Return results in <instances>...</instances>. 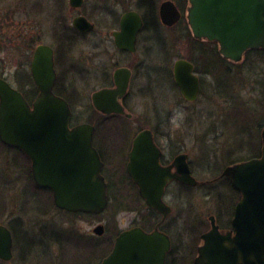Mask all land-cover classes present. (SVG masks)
<instances>
[{"label":"flooded vegetation","instance_id":"flooded-vegetation-1","mask_svg":"<svg viewBox=\"0 0 264 264\" xmlns=\"http://www.w3.org/2000/svg\"><path fill=\"white\" fill-rule=\"evenodd\" d=\"M189 9V0H0V79L32 106L40 95L33 67L36 51L41 47L46 48L45 52L52 51V93L69 104L71 130L83 124L76 123L79 101L89 99L86 108L91 110L93 120L87 124L93 128L92 143L103 164L101 173L108 196V206L99 215L58 209L53 193L36 184L30 158L18 147H8L0 141L3 153L12 154L5 166L7 172L0 169V264H60V250L63 253L73 245V252L81 255V243L85 244L81 240L91 242L97 237V226L104 227L103 235L97 238L107 237L105 242L112 245L109 254L123 232L139 228L146 234H156L160 243H168L163 264H209L208 256L199 263V250L206 245L212 225L215 223L219 232L236 234L233 218L242 193L222 176L225 169L213 179H198L187 142L188 129L175 118L203 96L214 97L217 86L207 85L206 77L212 81L218 77L222 83L225 73L219 46L194 37L188 24ZM3 53L8 54L9 62L2 58ZM253 53L264 50L248 51L241 63L232 65H249ZM179 62L190 65L192 75L198 78L195 100L184 97L178 87ZM120 86L124 88L122 92ZM168 87L170 106L164 109L166 98L160 91H168ZM103 90L108 91L104 100L108 109L117 97L122 114L98 111L94 95ZM144 132L151 133L153 143L143 144L135 152L140 168L131 169L135 140ZM181 156L186 157L188 169L198 182L195 187L176 180L180 175L176 163ZM258 158L241 159L228 166ZM133 174L153 182L170 180L164 188L163 211L145 202ZM220 182H225L236 199L227 221L220 201L207 211H198L191 200L193 191L198 193L196 189L216 188ZM33 187L36 190L32 192ZM205 192L206 197L211 196L208 189ZM38 193L45 194L51 205L39 200ZM49 211L76 220L93 219L97 224L92 233L83 234L76 221L73 227H61L60 221L29 219L33 212L46 217ZM121 212L133 216L126 229L117 224ZM50 243L57 244L54 254L48 253Z\"/></svg>","mask_w":264,"mask_h":264},{"label":"water","instance_id":"water-1","mask_svg":"<svg viewBox=\"0 0 264 264\" xmlns=\"http://www.w3.org/2000/svg\"><path fill=\"white\" fill-rule=\"evenodd\" d=\"M189 2L188 24L194 37L217 44L225 60L241 63L248 51L264 50V0ZM45 51V47L36 51L33 67L40 95L32 106L0 79V141L8 147H18L30 158L36 184L52 191L55 207L71 213L102 214L108 206L107 184L101 173L103 164L92 143L93 128L81 124L70 129L71 109L64 99L52 93L54 56L51 50ZM176 71L182 94L188 100H195L199 82L192 75V67L179 62ZM123 89L120 86L121 92ZM107 92L103 90L94 95L98 111L122 114L117 97L108 109L104 101ZM151 137L150 132H144L135 140L131 169L140 168L135 152L143 144L153 143ZM261 145L260 158L225 168L222 176L242 193L233 218L236 234L219 232L213 222V231L206 245L199 250V263L203 262L202 257L208 256L209 264H264V130ZM185 158L181 156L177 160L180 175L176 180L195 187L198 182L191 175ZM154 168L157 170V165ZM133 175L145 202L151 208L163 211L166 206L162 200L164 188L170 180L153 182ZM94 233L102 236L104 227L97 226ZM168 247V243H160L156 234L134 228L116 239L112 252L101 264H158L160 261L159 264H163Z\"/></svg>","mask_w":264,"mask_h":264},{"label":"rangeland","instance_id":"rangeland-1","mask_svg":"<svg viewBox=\"0 0 264 264\" xmlns=\"http://www.w3.org/2000/svg\"><path fill=\"white\" fill-rule=\"evenodd\" d=\"M7 55L3 53L1 56L9 62ZM248 63L250 65L249 69V65L237 67L224 61L225 73H223L224 80L222 83L218 77H215L214 81L210 77H206L207 85L214 83L217 86L214 97L204 98L203 96L195 106H191L189 111H181L175 117L181 123L179 125H184V128L188 129L187 142L192 153V165L195 169V174L200 180L213 179L215 176L221 175L226 166L241 159H249L254 154L259 156L261 153V132L264 127V53H253ZM207 92L208 87L205 94ZM160 94L166 98V101L162 103V108L168 109L170 106V102H168L170 99L169 87L168 91H160ZM208 96H211V94H208ZM88 100L79 101L80 104L78 106L80 108L76 111V117H78L76 123L92 122L91 110L86 108L89 104ZM260 123L262 126H259ZM2 150V147H0V169L4 170L2 173L5 174L7 172L5 166L12 154L9 152L4 154ZM207 189L210 191L208 193V196L211 195L210 197H206L205 191ZM34 190L36 189L33 187L32 192ZM196 190L198 193L196 194L193 191V198L191 199L193 200L194 209L197 207L198 211H207L209 208L214 207L217 201H220V209L225 214L224 220L227 221L231 218L236 199L234 198V193H230L231 191H229L225 182H220L216 188L209 187ZM38 198L43 202L48 201L49 206L51 205L49 198L45 194L38 193ZM17 214H19V211H17ZM29 219H33V221H35L34 219H39V221L48 223H58L60 221L61 227H67L68 225L73 227L72 225L76 221L83 234L92 233L96 227L95 224H97L93 219L81 218L76 220L73 216L59 215L52 211H49L46 217L33 212ZM132 220L133 216L129 213L123 214L121 212L119 213V223L117 224L120 225L119 228L126 229L131 225ZM97 237H93L91 242L81 240L86 245L92 246L93 244V247L89 248L96 246V248L102 249L96 257L87 263H82L80 262V254L73 252L72 245L65 248L63 253L60 250V259L62 260L60 264H99L105 258L101 256L108 255L112 245L105 242L107 237L102 240ZM53 244L55 243L48 245V253L50 254H54V249L57 247V244ZM80 247L82 248L80 250L82 255L89 251L87 246Z\"/></svg>","mask_w":264,"mask_h":264},{"label":"trees","instance_id":"trees-1","mask_svg":"<svg viewBox=\"0 0 264 264\" xmlns=\"http://www.w3.org/2000/svg\"><path fill=\"white\" fill-rule=\"evenodd\" d=\"M254 156L257 157L258 155H255L254 154ZM254 156H252V157H254ZM81 246H86V245H84V244L81 243ZM91 247H93V244H92ZM87 249L89 250V246H87ZM100 251H102V249L101 248H98V247L96 248V246L94 248H91V250L87 251V253L85 255H82V254L80 255L81 256L80 262H82V263L89 262L91 259H93L94 257H96V255H98L100 253ZM105 255L104 256H101V257L104 258Z\"/></svg>","mask_w":264,"mask_h":264}]
</instances>
